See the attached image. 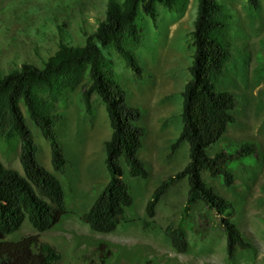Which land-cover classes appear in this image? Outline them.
Listing matches in <instances>:
<instances>
[{
  "label": "rangeland",
  "instance_id": "obj_1",
  "mask_svg": "<svg viewBox=\"0 0 264 264\" xmlns=\"http://www.w3.org/2000/svg\"><path fill=\"white\" fill-rule=\"evenodd\" d=\"M123 2L124 0H119ZM199 0H178L174 9L157 5L156 22L143 16V39L136 53L145 77L138 80L113 49H104L113 61L116 79L126 90L128 101L142 111L140 125L146 130L139 157L145 162L149 178L133 179L126 172L134 205L126 211L124 222L112 233L93 232L81 220L109 181L105 163V142L111 126L105 104L92 97L93 115L87 113L81 90L65 94L57 108L68 118L63 147L69 160L67 172L54 171L50 143L32 123L26 121L39 145L38 161L61 180L69 213L52 230L41 235L62 255L59 264H264V0L258 7L248 0H219L232 16L231 36L234 57L225 69L219 89L237 97L236 123L216 145L256 142L261 148L258 160L246 159L234 169L239 183L226 187L219 179L205 177L216 192L231 200L237 210L235 222L251 243L229 259L226 236L217 224L202 226L204 236L188 232L189 250L177 252L164 229L177 217L188 196L186 180L172 188L161 200L154 218L146 206L154 190L165 178L177 174L189 161V146L173 149L182 131L183 92L190 79L194 48L192 32ZM108 0H0V74L20 69L25 63L43 67L64 42L83 46L106 16ZM0 160L23 174L18 150L0 140ZM234 168V167H233ZM198 204L192 211L199 226ZM145 221L149 226H145ZM37 234L26 223L11 240ZM110 252L103 262L99 246Z\"/></svg>",
  "mask_w": 264,
  "mask_h": 264
},
{
  "label": "trees",
  "instance_id": "obj_2",
  "mask_svg": "<svg viewBox=\"0 0 264 264\" xmlns=\"http://www.w3.org/2000/svg\"><path fill=\"white\" fill-rule=\"evenodd\" d=\"M258 7V0H248ZM178 0H108L106 16L83 46L59 44L56 53L43 67L25 63L20 69L0 74V140L18 150L23 174L8 168L0 160V264H59L61 253L42 240L41 235L55 228L69 211L65 188L60 178L38 161L39 145L27 124L26 113L42 136L50 143L51 162L56 173L65 175L69 160L63 147L68 118L57 108L67 93L81 90L87 113L93 115L92 97L105 104L111 136L105 142V163L109 181L81 220L99 234L114 232L134 205L130 178H149L145 162L139 157L146 130L140 125L142 111L132 105L126 90L116 79L113 61L104 49H113L138 80L145 77L137 56L143 39V16L158 17L157 5L172 10ZM232 16L219 0H199L192 32L194 48L190 79L183 92L182 131L173 146H189V161L183 170L168 176L152 193L146 206L149 219L169 191L188 183L187 200L177 217L164 229L172 247L179 253L189 250L188 232L204 236L202 226H220L226 236L229 259L239 250L251 249L235 222L234 203L216 192L205 174L219 179L226 187L239 183L234 169L246 159L258 160L260 146L253 141L239 145L226 143L214 154L211 150L223 142L228 129L236 123V95L219 89L225 69L234 57ZM24 108H23V107ZM234 167V168H233ZM199 226L191 211L198 205ZM37 234L11 240L26 223ZM145 226L149 222L145 221ZM105 262L110 252L100 245Z\"/></svg>",
  "mask_w": 264,
  "mask_h": 264
}]
</instances>
